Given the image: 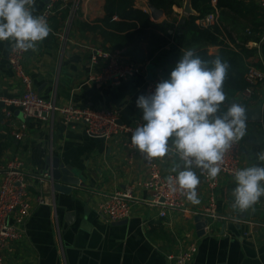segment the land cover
I'll use <instances>...</instances> for the list:
<instances>
[{"label":"crops","instance_id":"0c3cea01","mask_svg":"<svg viewBox=\"0 0 264 264\" xmlns=\"http://www.w3.org/2000/svg\"><path fill=\"white\" fill-rule=\"evenodd\" d=\"M133 1L134 6L147 12L152 21L166 23L172 37L147 61L142 75L119 84H104L94 79L104 65L90 63L95 47L121 51L125 61L140 63L129 54L130 46L123 48L116 40H106L96 32L82 30L81 23L93 25L105 16V0H80L78 16L68 32L65 31L70 5L60 4L51 22L50 35L38 45L36 52L28 50L25 54V68L37 93L45 99H54L61 106L118 107L122 110L121 121L135 124L143 116L136 101L144 95L147 80L170 77L183 50L219 54L221 46L208 42L190 44L192 36L185 23L190 16L197 15L190 0H184L182 7L173 6L171 15L163 12L158 19H154L153 5L148 0ZM239 1L255 8L260 18L257 0ZM45 4V0H35L34 15H40ZM186 5H190V14L185 11ZM221 14L218 9L214 12V24L219 23ZM223 14L229 17L223 34L230 49L238 51L236 44L251 49L248 43L253 41L244 43V38L245 30L251 28L246 25L251 24L252 16L245 11L241 15L226 11ZM197 24L200 25V20ZM12 48L9 42H0L1 98L19 97L23 92L21 82L9 66ZM139 48L146 56L147 43L140 42ZM253 56L245 58L247 64L255 61ZM235 102L243 105L246 111L260 108L264 112V87L256 88L252 101H245L240 92ZM22 122L28 125L23 140L2 134L5 130L11 132ZM246 123L247 135L239 143L241 169L264 166L257 159V153L264 151L261 123ZM0 137V171L13 159L22 162L32 206L30 217L20 227V239L5 252L4 264H167L166 255L183 251L191 240L198 243V252L191 264H264V197L255 205L254 212L240 213L232 207L236 182L227 176H219L211 186L195 170L200 180L196 189L200 204L193 205L186 200L184 209L168 210L162 218L163 207L146 201L150 200L151 192L141 183L147 179L149 170L140 156L130 155V149L124 145L127 136L118 135L106 142L88 136L82 121L67 123L59 114L45 120L24 121L22 113L15 111L12 127L3 124L0 113ZM156 160L163 174H176L171 172V167L179 163L178 157H165L163 162ZM56 161L70 168L80 183L71 185L70 193L55 191L53 183L43 176L48 166ZM130 186L136 197L130 216L119 222H108L99 213L100 204L106 196ZM211 197L215 199L216 208L214 216L209 217L204 213ZM40 199L44 201L42 204ZM197 217L208 221L203 235L197 229Z\"/></svg>","mask_w":264,"mask_h":264},{"label":"clouds","instance_id":"9594fccd","mask_svg":"<svg viewBox=\"0 0 264 264\" xmlns=\"http://www.w3.org/2000/svg\"><path fill=\"white\" fill-rule=\"evenodd\" d=\"M34 12L35 0H0V42H9L15 51L36 52L52 29L44 16ZM229 67L219 56L209 62L193 49L183 50L170 77L157 83L153 94L140 95L136 101L143 123L131 134L132 148L150 162L178 157L179 163L171 167L176 175H169L167 184L172 192L178 187L193 205L201 202L195 170L217 179L225 155L247 135L243 105L232 102L222 111ZM257 159L264 163V151L257 153ZM234 180L233 209L254 212L264 197V166L236 170Z\"/></svg>","mask_w":264,"mask_h":264},{"label":"built area","instance_id":"2783aa9c","mask_svg":"<svg viewBox=\"0 0 264 264\" xmlns=\"http://www.w3.org/2000/svg\"><path fill=\"white\" fill-rule=\"evenodd\" d=\"M46 4L40 15L44 16L51 27V22L57 14V8L61 4L70 5V14L66 21V31L72 27L79 11L80 0H45ZM261 12L263 29L258 42L248 43L251 48L257 49L255 61L248 63V71L245 75L247 86L243 91L245 101H252L258 86L264 87V56L261 52V45L264 42V0H257ZM216 6V0L212 1ZM216 17L214 13L200 20V25L207 27L214 24ZM26 52L11 50L9 55V66L15 76L22 84L23 92L21 96L15 98L0 97V113L2 122L6 127H12L15 118V111H20L24 121L29 119L45 120L56 114L61 115L67 123L82 121L85 133L90 137L103 139L106 142L114 140L118 135L127 136L124 145L130 149L131 156H140L148 167L147 179L141 183L144 189L151 192L150 204L163 207L160 216L166 217L168 210L184 209L186 197L181 194L177 187L176 192H172L167 184V177L176 174H163L157 160L148 161L141 153L132 148L131 134L136 127L140 126L142 119L136 120L135 124H126L121 121L122 110L118 107L112 109L80 108L73 104L61 106L54 99L41 97L34 88V82L25 68L24 57ZM92 65L103 63V67L94 79L99 83L119 84L133 79L144 73L146 65L124 60L123 54L118 50L95 47L92 49L90 57ZM162 77L154 78L153 81L147 80L143 89L145 96L151 95L155 91L157 83ZM264 134L263 118L260 121ZM28 125L22 122L16 129L8 132L2 131L3 135L11 134L17 141H21L26 136ZM239 144L234 145L233 149L225 155L223 170L219 176H227L234 180V173L241 169ZM211 186L217 181L209 179L206 175H201L200 170L196 169ZM0 173V264H4L5 252L10 245L20 239L21 226L31 215V203L28 195L29 184L26 175L22 170V162L18 159L11 160ZM136 197L133 187H127L123 191L106 196L99 206V213L108 222H119L130 216L131 207ZM44 201L39 200L42 204ZM216 202L214 197L210 198L209 208L204 213L211 217L214 216ZM198 252L197 240H191L186 248L178 253H168L166 255L167 264H191Z\"/></svg>","mask_w":264,"mask_h":264},{"label":"trees","instance_id":"16d2710c","mask_svg":"<svg viewBox=\"0 0 264 264\" xmlns=\"http://www.w3.org/2000/svg\"><path fill=\"white\" fill-rule=\"evenodd\" d=\"M155 8L162 10L167 16L173 12V6L182 7L184 0H148ZM213 0H190L192 8L197 15L190 16L185 23V28L189 31L192 38L190 44H199L208 42L212 45L221 46L218 55H209L207 51L198 52L197 55L205 61H211L219 56L226 61L230 67L228 76L224 82V91L227 99L222 106V111L227 109L228 105L235 102L237 95L243 92L247 86L245 75L248 71V64L245 58L255 55L257 49H248L244 45L236 44L238 51L230 49L229 44L225 41L224 29L225 23H229V17L223 12L237 14L245 11L252 16L250 21L251 28L245 30L244 43L248 41L258 42L262 32L261 15L258 18V12L255 8L248 7L239 0H216V6L212 5ZM222 12L219 23L204 27L197 24V21L204 19L206 16L214 13L216 10ZM105 16L99 19L97 23H81L82 30L93 31L100 34L104 39H113L121 43V47L130 46L132 49L130 55L140 64L146 65L157 52L164 48L172 38L168 32L166 23H156L151 20L150 15L134 6L133 0H105ZM252 11L254 13H252ZM261 14V13H260ZM117 18V19H116ZM126 34L124 37H119ZM231 35V34H230ZM229 35V38L235 43V40ZM228 38V37H227ZM140 42L147 43V54L139 48ZM261 52L264 56V42L261 45ZM209 67L211 64L209 63ZM246 107L249 103L245 104ZM264 122V112H263ZM2 137H0L1 141Z\"/></svg>","mask_w":264,"mask_h":264},{"label":"water","instance_id":"95a60500","mask_svg":"<svg viewBox=\"0 0 264 264\" xmlns=\"http://www.w3.org/2000/svg\"><path fill=\"white\" fill-rule=\"evenodd\" d=\"M186 13H191L190 5L185 7ZM163 11L152 6V15L154 19H158L162 16ZM154 78H151L150 81H153ZM263 117L262 109H248L246 111V121H261ZM46 179L50 180L53 183L54 190L57 192L70 193L72 192L71 185H79L80 183L75 178V174L71 171L70 168H66L65 165H58V162L50 164L48 168L43 173ZM197 223V229L200 230L201 235L204 234V229L208 226V221H203L201 217L195 219Z\"/></svg>","mask_w":264,"mask_h":264},{"label":"rangeland","instance_id":"374dc122","mask_svg":"<svg viewBox=\"0 0 264 264\" xmlns=\"http://www.w3.org/2000/svg\"><path fill=\"white\" fill-rule=\"evenodd\" d=\"M253 57H255V55Z\"/></svg>","mask_w":264,"mask_h":264}]
</instances>
